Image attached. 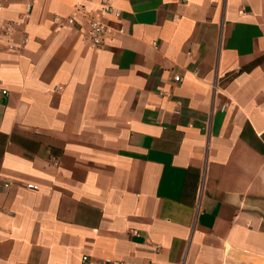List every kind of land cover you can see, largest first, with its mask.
I'll return each mask as SVG.
<instances>
[{"label":"crops","instance_id":"0c3cea01","mask_svg":"<svg viewBox=\"0 0 264 264\" xmlns=\"http://www.w3.org/2000/svg\"><path fill=\"white\" fill-rule=\"evenodd\" d=\"M98 2L0 0V264H264V0Z\"/></svg>","mask_w":264,"mask_h":264},{"label":"built area","instance_id":"2783aa9c","mask_svg":"<svg viewBox=\"0 0 264 264\" xmlns=\"http://www.w3.org/2000/svg\"><path fill=\"white\" fill-rule=\"evenodd\" d=\"M98 13L92 14L90 16L85 15L86 22L88 25V36L89 39L93 44H99L102 43L106 37L107 32L109 31V26H107L102 20L99 14H109L114 17L120 16V11L116 9L112 3L111 0H99L98 2ZM74 21L73 18H70L68 20L69 23H72ZM179 76L176 77V80H179ZM8 93V90L0 85V97L6 96ZM260 139L262 142H264V132H261L259 134ZM29 188H35V186H29ZM87 257L83 256L82 260L86 261ZM112 264H119L118 262H112Z\"/></svg>","mask_w":264,"mask_h":264}]
</instances>
